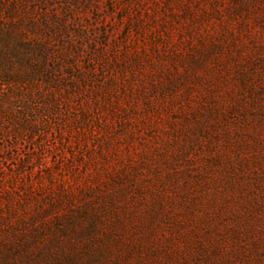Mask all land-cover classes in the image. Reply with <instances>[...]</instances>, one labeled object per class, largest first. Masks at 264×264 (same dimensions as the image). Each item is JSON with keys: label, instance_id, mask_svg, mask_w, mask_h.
Segmentation results:
<instances>
[{"label": "rangeland", "instance_id": "rangeland-1", "mask_svg": "<svg viewBox=\"0 0 264 264\" xmlns=\"http://www.w3.org/2000/svg\"><path fill=\"white\" fill-rule=\"evenodd\" d=\"M0 74V264H264V0H0Z\"/></svg>", "mask_w": 264, "mask_h": 264}, {"label": "trees", "instance_id": "trees-1", "mask_svg": "<svg viewBox=\"0 0 264 264\" xmlns=\"http://www.w3.org/2000/svg\"><path fill=\"white\" fill-rule=\"evenodd\" d=\"M1 76H2V74H0V81L3 80V77H1ZM5 76H8V75H6V73H5ZM4 80H5V79H4ZM1 207H2V206H1V203H0V210H1ZM12 215H13V212H12ZM3 221H4V220H3ZM16 225H17V223H16L15 225H13V224H12L11 226L9 225V227H10L11 229H14V228L16 227ZM7 226H8V225H7ZM12 226H13V227H12ZM8 229H9V228H8Z\"/></svg>", "mask_w": 264, "mask_h": 264}]
</instances>
